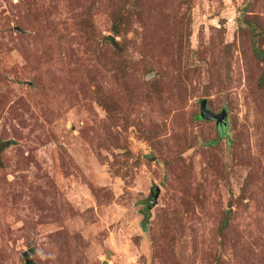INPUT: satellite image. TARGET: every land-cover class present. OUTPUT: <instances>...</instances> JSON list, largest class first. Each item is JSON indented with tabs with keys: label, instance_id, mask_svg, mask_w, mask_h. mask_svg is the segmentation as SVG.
Instances as JSON below:
<instances>
[{
	"label": "rangeland",
	"instance_id": "rangeland-1",
	"mask_svg": "<svg viewBox=\"0 0 264 264\" xmlns=\"http://www.w3.org/2000/svg\"><path fill=\"white\" fill-rule=\"evenodd\" d=\"M0 149V264H264V0H0Z\"/></svg>",
	"mask_w": 264,
	"mask_h": 264
},
{
	"label": "water",
	"instance_id": "water-1",
	"mask_svg": "<svg viewBox=\"0 0 264 264\" xmlns=\"http://www.w3.org/2000/svg\"><path fill=\"white\" fill-rule=\"evenodd\" d=\"M201 111H202L201 118H204L207 120H216L218 125L222 127L223 129L227 126V121H226L228 117L227 110H223L221 113L216 114L211 109H209L207 100H203ZM158 191L159 190L156 189L155 197L158 196V193H159ZM24 257L26 259L27 264H32L30 254L28 252L25 253Z\"/></svg>",
	"mask_w": 264,
	"mask_h": 264
},
{
	"label": "trees",
	"instance_id": "trees-1",
	"mask_svg": "<svg viewBox=\"0 0 264 264\" xmlns=\"http://www.w3.org/2000/svg\"><path fill=\"white\" fill-rule=\"evenodd\" d=\"M0 150H2V149H0Z\"/></svg>",
	"mask_w": 264,
	"mask_h": 264
}]
</instances>
